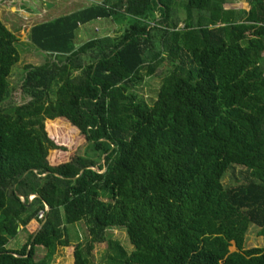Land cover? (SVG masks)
Listing matches in <instances>:
<instances>
[{"label":"trees","instance_id":"16d2710c","mask_svg":"<svg viewBox=\"0 0 264 264\" xmlns=\"http://www.w3.org/2000/svg\"><path fill=\"white\" fill-rule=\"evenodd\" d=\"M178 5L99 0L34 25L29 42L47 57L25 66L26 101L8 107L20 53L0 18V264H52L73 245L74 264H93L102 243L107 264H264V248H244L251 224L264 236V0H183V20ZM101 18L123 33L77 45ZM164 64L149 103L134 89ZM60 119L80 130L84 154L65 156ZM233 166L248 179L225 187ZM81 221L88 240L74 244L68 224ZM21 231L26 243L8 249Z\"/></svg>","mask_w":264,"mask_h":264},{"label":"rangeland","instance_id":"374dc122","mask_svg":"<svg viewBox=\"0 0 264 264\" xmlns=\"http://www.w3.org/2000/svg\"><path fill=\"white\" fill-rule=\"evenodd\" d=\"M99 0H0V18L7 25V28L14 32L18 38L17 46L19 47L20 60L13 66L9 77L11 86V95L6 99V106L24 103L22 82L27 64L38 65L45 61L47 55L32 46L28 39L30 28L34 25L50 21L98 2ZM178 17L183 20L185 12L182 7L183 0H178ZM247 5V4H245ZM184 22H180V27ZM124 27L111 18L97 19L86 23L77 32L75 43L82 44L97 37L111 36L116 37L123 33ZM170 67L166 64L160 66L157 72L152 76H146L141 85L134 90L140 97H143L151 103L158 95L163 78L169 72ZM50 124V122H49ZM58 127L53 133L55 141L64 146L65 156L69 154H84L88 145L86 139L81 135L80 130L72 126L67 121L60 119ZM71 154V155H72ZM97 170L98 167H96ZM103 171V170H102ZM248 179L247 171L239 166L229 168L223 179L225 187H233ZM34 195H32V198ZM68 229L73 243H78L77 238L82 236V241L88 240L86 233V224L84 221L68 224ZM246 233L245 246L246 250L251 248H264V236L258 234L260 227L251 224ZM108 235L114 241H119L122 247L131 253L134 246L125 228L114 227L107 230ZM86 236V237H85ZM28 240V235L24 232L11 238L7 245L10 250H20ZM80 240V239H78ZM75 246L63 248L58 247L52 264H74ZM231 252H236L237 248L232 245ZM47 253L44 247L37 248V259H42ZM112 250L107 243L95 244L90 255L93 264H107Z\"/></svg>","mask_w":264,"mask_h":264},{"label":"water","instance_id":"95a60500","mask_svg":"<svg viewBox=\"0 0 264 264\" xmlns=\"http://www.w3.org/2000/svg\"><path fill=\"white\" fill-rule=\"evenodd\" d=\"M94 168H96V167H94ZM82 171H83V170H82ZM37 195H38V194H35L34 196H37ZM22 198L24 199V196H22ZM46 207H47V210H49V208H50L49 205L46 204ZM45 221H46V218H45L44 221L41 223V225L39 226L38 230L35 232V234H34L32 240H31V243H33V241H34L36 235L38 234V232H39V230L41 229V227L44 225Z\"/></svg>","mask_w":264,"mask_h":264},{"label":"crops","instance_id":"0c3cea01","mask_svg":"<svg viewBox=\"0 0 264 264\" xmlns=\"http://www.w3.org/2000/svg\"><path fill=\"white\" fill-rule=\"evenodd\" d=\"M245 4H247V2H245ZM82 10V9H81ZM77 11H80V10H77ZM76 12V11H75ZM74 13V12H73ZM69 14H71V13H69ZM68 14V15H69ZM65 16V15H64ZM103 18H101L100 20H102ZM82 27H83V25H82ZM21 228H22V226H21ZM22 233H24V231H21L19 234H22ZM27 234V233H26Z\"/></svg>","mask_w":264,"mask_h":264},{"label":"built area","instance_id":"2783aa9c","mask_svg":"<svg viewBox=\"0 0 264 264\" xmlns=\"http://www.w3.org/2000/svg\"><path fill=\"white\" fill-rule=\"evenodd\" d=\"M31 198H32V196H31ZM39 216L43 217L44 216V211H40Z\"/></svg>","mask_w":264,"mask_h":264}]
</instances>
